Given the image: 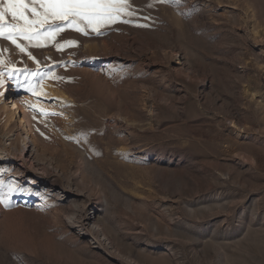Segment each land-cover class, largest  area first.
I'll return each mask as SVG.
<instances>
[{"label": "rangeland", "instance_id": "1", "mask_svg": "<svg viewBox=\"0 0 264 264\" xmlns=\"http://www.w3.org/2000/svg\"><path fill=\"white\" fill-rule=\"evenodd\" d=\"M130 2L99 36L0 37V92L16 82L59 166L36 178L63 192L67 170L90 193L0 173V264H264V0ZM10 130L0 115V148ZM78 206L102 233L70 226Z\"/></svg>", "mask_w": 264, "mask_h": 264}, {"label": "snow or ice", "instance_id": "2", "mask_svg": "<svg viewBox=\"0 0 264 264\" xmlns=\"http://www.w3.org/2000/svg\"><path fill=\"white\" fill-rule=\"evenodd\" d=\"M162 2L179 3V0ZM133 15L135 11L130 0H0V37L11 40L23 52L25 49L17 44V38L34 42L35 47H43L66 28L84 35H88L87 30L91 29L99 36L103 34L101 29L106 25L130 23L127 17ZM60 47L62 46L57 45L58 49ZM28 55L35 60L31 53ZM25 71H28L29 76H37L41 80L51 75L48 72ZM2 76L3 72H0V77ZM3 83L4 80L0 78V86ZM27 87L28 91L39 95L31 83Z\"/></svg>", "mask_w": 264, "mask_h": 264}, {"label": "bare ground", "instance_id": "3", "mask_svg": "<svg viewBox=\"0 0 264 264\" xmlns=\"http://www.w3.org/2000/svg\"><path fill=\"white\" fill-rule=\"evenodd\" d=\"M8 79L9 80H7L6 84L3 86H6L5 89L0 92V115L3 121L10 126H14L15 130L7 131L3 136V145L0 148V173L4 177H13L21 185H27V188H29L31 192L39 191L41 194H54L55 196L59 195V197L64 196L65 198L73 197L74 194L76 198H90V193H88V191L83 188L78 190V186L73 185L72 175L67 170L63 173L66 181L63 192H57L56 189H53L54 186L50 185L48 180L41 179L42 181H40L39 178H36V176H46V168H52L60 172L59 166L56 160L51 158L46 159L41 153L39 139L35 132L36 130L27 121L25 115L23 116L20 103L16 97H14L15 91L17 94L16 82H13L11 77ZM41 84L43 93L57 94L65 97V95L59 92L50 81L44 80ZM5 94H10L11 99H9V95L4 97ZM7 100L14 101L9 103ZM70 117L73 119L75 115H71ZM14 154H18L19 156L17 155V157ZM35 166H37V168L41 166L42 168L40 167L35 170ZM96 210H99V208ZM95 218L96 214L95 217L90 214L83 217L81 208L78 206L73 215L68 217V221L70 226L80 235L84 234L85 230L102 233V228L94 221Z\"/></svg>", "mask_w": 264, "mask_h": 264}, {"label": "built area", "instance_id": "4", "mask_svg": "<svg viewBox=\"0 0 264 264\" xmlns=\"http://www.w3.org/2000/svg\"><path fill=\"white\" fill-rule=\"evenodd\" d=\"M8 95H9V99H11L10 94H7V95L5 94L4 97H7ZM12 101H14V100H10V101L7 100V102H9V103L12 102Z\"/></svg>", "mask_w": 264, "mask_h": 264}]
</instances>
